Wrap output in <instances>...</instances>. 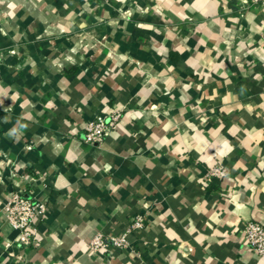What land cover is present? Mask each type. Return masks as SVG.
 <instances>
[{"label":"crops","instance_id":"0c3cea01","mask_svg":"<svg viewBox=\"0 0 264 264\" xmlns=\"http://www.w3.org/2000/svg\"><path fill=\"white\" fill-rule=\"evenodd\" d=\"M263 30L264 0H0V264H264Z\"/></svg>","mask_w":264,"mask_h":264},{"label":"built area","instance_id":"2783aa9c","mask_svg":"<svg viewBox=\"0 0 264 264\" xmlns=\"http://www.w3.org/2000/svg\"><path fill=\"white\" fill-rule=\"evenodd\" d=\"M264 37V30H263ZM118 115L112 114L109 117L98 116L95 120L88 122L85 126V142L90 145H99L114 130L117 125ZM224 168H217L211 171L212 176L224 177ZM6 215L10 223L19 232V241L24 246L35 244L37 230L36 220L43 218L47 213L45 203L34 197L15 195L6 206ZM133 229L140 230L144 227L142 216H137L132 225ZM244 236L249 248L258 255L264 256V223L251 221L244 230ZM126 244L124 238H114L112 245L121 247ZM105 246L104 241L99 237L95 241V247Z\"/></svg>","mask_w":264,"mask_h":264}]
</instances>
